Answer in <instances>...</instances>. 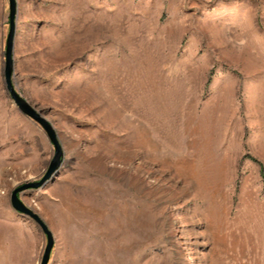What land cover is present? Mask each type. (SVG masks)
<instances>
[{
  "label": "rangeland",
  "instance_id": "obj_1",
  "mask_svg": "<svg viewBox=\"0 0 264 264\" xmlns=\"http://www.w3.org/2000/svg\"><path fill=\"white\" fill-rule=\"evenodd\" d=\"M9 31L0 0V264H41L11 193L55 147ZM12 82L63 150L20 193L49 264H264V0H17Z\"/></svg>",
  "mask_w": 264,
  "mask_h": 264
},
{
  "label": "water",
  "instance_id": "obj_2",
  "mask_svg": "<svg viewBox=\"0 0 264 264\" xmlns=\"http://www.w3.org/2000/svg\"><path fill=\"white\" fill-rule=\"evenodd\" d=\"M10 7V31L7 40L6 47V60H5V84L9 96L14 100L19 111L37 122L48 135L49 140L55 147V155L51 161L46 174L38 182H28L19 187H16L11 193V205L13 209L22 215L28 216L38 223L42 228L44 234L47 237V245L44 251L41 264H49L52 250L55 246V241L51 231L41 217L36 214L32 209L27 207V205L20 198V193L28 189H38L43 187L50 179H52L59 171L63 162V150L59 143L58 136L53 126L43 118L39 112L36 111L23 97H21L14 88L12 82L13 76V47H14V37L16 31V17H17V0H9Z\"/></svg>",
  "mask_w": 264,
  "mask_h": 264
}]
</instances>
